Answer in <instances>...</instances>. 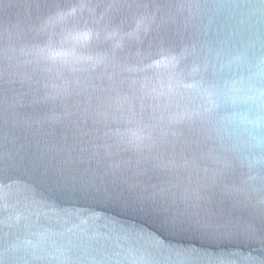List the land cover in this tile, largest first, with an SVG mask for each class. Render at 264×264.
<instances>
[{
    "label": "water",
    "instance_id": "water-1",
    "mask_svg": "<svg viewBox=\"0 0 264 264\" xmlns=\"http://www.w3.org/2000/svg\"><path fill=\"white\" fill-rule=\"evenodd\" d=\"M0 264H264V0H0Z\"/></svg>",
    "mask_w": 264,
    "mask_h": 264
}]
</instances>
